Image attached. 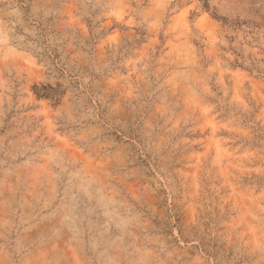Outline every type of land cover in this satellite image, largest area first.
<instances>
[{"label": "rangeland", "instance_id": "1", "mask_svg": "<svg viewBox=\"0 0 264 264\" xmlns=\"http://www.w3.org/2000/svg\"><path fill=\"white\" fill-rule=\"evenodd\" d=\"M0 264H264V0H0Z\"/></svg>", "mask_w": 264, "mask_h": 264}]
</instances>
